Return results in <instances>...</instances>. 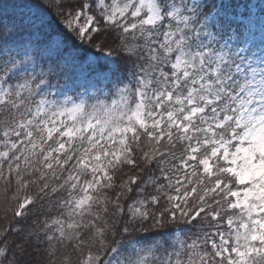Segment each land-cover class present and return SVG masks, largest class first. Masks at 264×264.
I'll return each instance as SVG.
<instances>
[{"label": "snow or ice", "instance_id": "1", "mask_svg": "<svg viewBox=\"0 0 264 264\" xmlns=\"http://www.w3.org/2000/svg\"><path fill=\"white\" fill-rule=\"evenodd\" d=\"M0 181V264H264V0H0Z\"/></svg>", "mask_w": 264, "mask_h": 264}, {"label": "trees", "instance_id": "2", "mask_svg": "<svg viewBox=\"0 0 264 264\" xmlns=\"http://www.w3.org/2000/svg\"><path fill=\"white\" fill-rule=\"evenodd\" d=\"M9 2L23 6V5H27V4L39 3L40 0H9ZM252 3L258 5L261 3V0H252ZM16 11L26 12V11H28V9L24 8V7H20L18 9H16ZM69 45L72 46L71 40L69 41ZM75 55L78 58L77 63H82V64L87 65L90 61L94 60L95 61L94 66H100V67H109L110 66V58L106 57V53L101 54L98 50L94 49L91 46H88L86 43L83 46H76ZM73 71L78 72V69H73ZM53 83H55V81H53ZM9 197H11V193H9ZM9 204L14 205V201H11V199H10L9 202L6 204V202L4 200L3 182L0 181V223H2L5 227L10 226V225L15 226L14 224H12V222L14 221L15 218L12 216V212L10 209L7 212V218L5 217V208L9 207ZM37 219L43 220L44 217L42 215L41 216L34 215L31 217L32 221H36ZM115 239L118 241H122V240L126 239V237L117 236V237H115ZM65 251L71 253L72 250H71V248L61 249V252L58 255H62ZM73 259H75V257H73Z\"/></svg>", "mask_w": 264, "mask_h": 264}, {"label": "rangeland", "instance_id": "3", "mask_svg": "<svg viewBox=\"0 0 264 264\" xmlns=\"http://www.w3.org/2000/svg\"><path fill=\"white\" fill-rule=\"evenodd\" d=\"M93 56V55H92ZM106 57H108L107 55H106Z\"/></svg>", "mask_w": 264, "mask_h": 264}]
</instances>
